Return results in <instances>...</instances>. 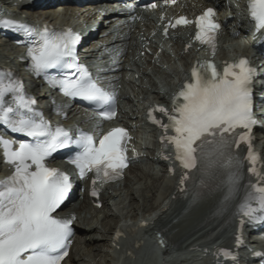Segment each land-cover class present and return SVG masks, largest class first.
<instances>
[{
	"label": "snow or ice",
	"instance_id": "6c2138e0",
	"mask_svg": "<svg viewBox=\"0 0 264 264\" xmlns=\"http://www.w3.org/2000/svg\"><path fill=\"white\" fill-rule=\"evenodd\" d=\"M248 9L257 29L264 30V0H249ZM214 14L209 8L197 19L195 36L213 53L214 33L220 27L212 20ZM176 23L190 22L181 18ZM0 27L23 30L38 38L27 54L34 72L43 75L52 87L59 88L66 97L80 98L104 109L99 112L104 119L115 116L114 95L98 85L78 62L79 34L71 29L57 31L46 26H28L3 17ZM50 69L56 70L59 78L51 76ZM254 77L255 70L246 59L226 64L222 71L214 63L206 62L192 69L191 80L173 98L172 112L157 109L168 117L169 123L152 118L166 132L174 133L164 137L163 142L174 146L182 168L197 172H208L214 167L226 169L230 195L238 189L242 175V160L233 148L247 144L250 172H256L254 165L259 160L251 145L253 127L258 124L253 105ZM9 95L14 106L6 101ZM34 104L33 99L25 97L18 80L11 79L10 73L0 72V124L33 141L14 147V141L0 137L4 163L12 169L10 175L0 180V264H61L68 255L72 220L57 218L53 213L64 203L72 185L67 174L47 166V158L53 152L74 144L78 151L70 162L82 178L92 172L96 179L107 182L118 178L128 166L125 129L113 128L97 145L89 134L81 132L74 138L61 127L53 128L35 111ZM149 116L152 117L151 112ZM188 178L185 173L181 184ZM251 187L241 210L253 221L264 220V215H256L264 214V187ZM92 195H97L95 190ZM253 201L258 207L251 206ZM240 242L237 237V243ZM224 255L231 254L225 251Z\"/></svg>",
	"mask_w": 264,
	"mask_h": 264
},
{
	"label": "bare ground",
	"instance_id": "6f19581e",
	"mask_svg": "<svg viewBox=\"0 0 264 264\" xmlns=\"http://www.w3.org/2000/svg\"><path fill=\"white\" fill-rule=\"evenodd\" d=\"M133 2V1H131ZM213 6L219 5L221 9L225 8L226 2L224 0H213L211 3ZM234 14V12H232ZM55 15V14H54ZM240 20H244L243 16L240 17ZM227 17H224V20L226 21ZM238 22V20L236 21ZM227 23L230 25V21L227 19ZM232 36V34H231ZM151 181V180H150ZM122 192V191H120ZM205 197V199L195 202V200H187V201H179V209L177 213L171 218V220L166 221L163 219V217L159 216V213H163L162 211L164 208H161L162 202H157L153 203L152 209L153 210H158L157 214L158 217L152 218V221L155 223L156 222V227L151 229V234L153 239H157L158 237H164L166 244L168 246H177L179 249L183 248L180 242L186 238L190 237L192 235H195V237L198 236V234L202 233L201 231L207 230L210 228L214 229H222V228H228L229 223H230V213L233 212V207L235 205V202H225L224 198L225 196H222V194H217L213 199ZM151 199V198H150ZM162 199V198H161ZM159 199V201L161 200ZM124 203V202H123ZM74 205V204H73ZM90 203L87 204L89 206ZM86 206V208H87ZM134 207V206H133ZM80 212V218H81V223L80 226L78 225V236H84L83 233H91L92 231H98L97 227H94V225L90 222L87 221L85 218L82 217V213L85 212V207L82 206ZM77 212V210H74ZM106 216H108L106 214ZM163 216V214H162ZM139 216H135V222L138 219ZM146 218V217H145ZM178 220L177 223H173L174 220ZM150 221V220H148ZM110 222V221H108ZM78 223V221H77ZM99 224V223H98ZM107 224V223H106ZM104 224V225H106ZM115 224V223H114ZM112 225V223L107 224V234L112 233L108 238V244L112 250V244H113V232L116 230V228L119 226L120 221H118L115 225ZM182 228V229H181ZM179 229V231H182V234H179V231H175ZM181 229V230H180ZM134 229H131V233ZM86 235V234H85ZM89 241H93L92 250L90 253H82L81 254V260H83L85 256H91L93 257L92 260L95 261V263H92L91 261L88 262L87 264H110L111 262L108 261L107 255H102L101 253H104L103 246L100 244H96L101 237L96 239L93 237L94 235H89ZM108 236V235H107ZM138 244V243H137ZM140 244V243H139ZM185 247V245H184ZM188 247V246H187ZM102 256H101V255ZM94 255V256H92ZM101 256V260L97 261L95 257ZM70 259L74 261V257L70 256ZM191 259H187L189 262ZM113 264V263H112Z\"/></svg>",
	"mask_w": 264,
	"mask_h": 264
},
{
	"label": "rangeland",
	"instance_id": "374dc122",
	"mask_svg": "<svg viewBox=\"0 0 264 264\" xmlns=\"http://www.w3.org/2000/svg\"><path fill=\"white\" fill-rule=\"evenodd\" d=\"M231 2H235L234 4V11H235V15H239V13H241V1L242 0H229ZM10 48L5 47L4 48V52L6 54H10ZM138 112V110H137ZM142 130L146 131L145 129L142 128ZM145 138L149 143V146L152 147V137L150 135V132H146L145 133ZM158 172H160V169L158 168L157 170ZM154 174L153 170L151 169V165L148 162H145L142 164V171H140V173L138 174V176H136V173H134L130 179H128L125 183L121 184V190L120 191H125V195L123 192V195L121 193H118V196H120L119 198L116 199V201H114L115 203H117L119 205V207L117 208H108L106 209V211H95V210H90L89 207L86 209L85 207V212L84 217L87 221H90L94 227H97L98 231H92L91 233H83V237L80 239V246L78 248H76V250H74V256L76 259H74V261L69 262L68 264H87L88 262H92L95 263L93 259V257H82L84 258L83 260H81V254L82 253H90V251L93 248V245L95 246V244H93V241H89V235H94L93 237H95L96 239H98L99 237H101L96 244H100L103 246V250L104 253H101L102 255H107V259L108 261H110V264H122L121 263V259H119L117 257V255L115 256V258H113L110 255V251L108 250V247L110 248L109 244H108V238L112 233L107 234V232H105L107 230V224L108 223H112V225L115 223H117L118 221L122 222V221H130V220H134L135 216H144V215H149L150 213L153 212L152 209V205L153 203H159V199H161V197L158 199L157 194H158V190L159 187L162 183V179L159 175H154L156 178H151V176ZM156 174V172H155ZM165 177V176H164ZM151 180V181H150ZM121 194V195H120ZM151 198V199H150ZM162 200V199H161ZM124 202V203H123ZM128 202L129 207H127L126 209H124V205L125 203ZM113 205V203H111ZM73 206L70 205V207L66 208L65 211H67V209H70ZM131 206V207H130ZM134 206V207H133ZM91 208V207H90ZM123 208V209H122ZM113 210L115 212H113ZM106 214L108 216H106ZM110 221V222H108ZM99 223V224H98ZM107 223V224H106ZM106 224V225H104ZM114 224V225H115ZM86 234V235H85ZM108 235V236H107ZM111 249V248H110ZM100 254V255H101ZM101 255V256H102ZM94 256V255H92ZM101 256H97L95 257L96 260L100 261L101 260ZM170 256H165V259H169V262H165L164 264H184L182 261L176 259V260H171Z\"/></svg>",
	"mask_w": 264,
	"mask_h": 264
}]
</instances>
